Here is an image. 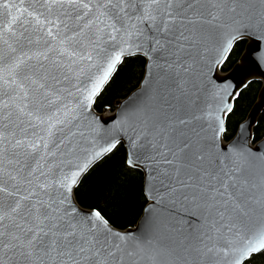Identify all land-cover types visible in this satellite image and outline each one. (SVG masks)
Returning a JSON list of instances; mask_svg holds the SVG:
<instances>
[{"label": "snow or ice", "instance_id": "obj_1", "mask_svg": "<svg viewBox=\"0 0 264 264\" xmlns=\"http://www.w3.org/2000/svg\"><path fill=\"white\" fill-rule=\"evenodd\" d=\"M261 78L264 0H0V264H264Z\"/></svg>", "mask_w": 264, "mask_h": 264}, {"label": "trees", "instance_id": "obj_2", "mask_svg": "<svg viewBox=\"0 0 264 264\" xmlns=\"http://www.w3.org/2000/svg\"><path fill=\"white\" fill-rule=\"evenodd\" d=\"M245 44L240 46V51L233 58L234 61L239 59L240 53L244 50ZM231 67V65H229ZM140 71L139 66L136 67V72ZM227 71V69H225ZM136 76L129 73L128 70L122 71L115 79V83L107 90L105 99L108 102H114L116 99L124 98L133 90ZM261 88V81L254 84L249 89L243 92L242 97L239 99L236 109V116L233 121H243L252 105L254 104L257 94ZM99 111V109H97ZM258 122L261 126H264V111L261 114ZM118 160H114L104 166L99 173V182L96 187L100 191L102 198H107L111 193L110 189L114 188L115 179L118 173ZM126 200L124 207L119 212L117 217V224L122 228L134 226L142 214L143 208L145 207V201L140 197L138 189H133L126 192Z\"/></svg>", "mask_w": 264, "mask_h": 264}, {"label": "water", "instance_id": "obj_3", "mask_svg": "<svg viewBox=\"0 0 264 264\" xmlns=\"http://www.w3.org/2000/svg\"><path fill=\"white\" fill-rule=\"evenodd\" d=\"M246 46H247V42L245 44V47H244V50H246ZM242 51V52H243ZM226 72V71H225ZM261 81V88L257 94V98L254 102V104L252 105L251 109L249 110L247 116L245 119H248V118H253L255 121H258L261 114L263 113L264 111V78H261L260 79ZM130 94V93H129ZM125 98V97H124ZM120 99H123V98H120ZM244 119V120H245ZM146 206V205H145ZM143 212V211H142ZM142 215V214H141ZM140 218V217H139ZM139 220V219H138ZM137 220V221H138ZM137 223V222H136ZM136 225V224H135ZM134 225V226H135ZM134 226H130V227H134ZM128 228V227H127Z\"/></svg>", "mask_w": 264, "mask_h": 264}]
</instances>
